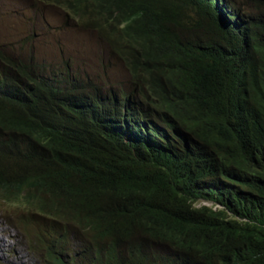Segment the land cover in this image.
Returning a JSON list of instances; mask_svg holds the SVG:
<instances>
[{"label": "trees", "instance_id": "trees-1", "mask_svg": "<svg viewBox=\"0 0 264 264\" xmlns=\"http://www.w3.org/2000/svg\"><path fill=\"white\" fill-rule=\"evenodd\" d=\"M40 1L127 76L0 45V203L22 229L50 258L66 235L42 216L121 240L96 264H264V0Z\"/></svg>", "mask_w": 264, "mask_h": 264}, {"label": "rangeland", "instance_id": "rangeland-1", "mask_svg": "<svg viewBox=\"0 0 264 264\" xmlns=\"http://www.w3.org/2000/svg\"><path fill=\"white\" fill-rule=\"evenodd\" d=\"M242 5L244 11L254 10ZM0 45L15 56L39 63L67 60L73 69L103 81H122L127 76V70L110 57L108 46L96 31L80 26L63 9L40 0H0ZM19 216L32 217L16 205L0 203V237L7 241L0 264L38 263L22 231L11 226L19 225Z\"/></svg>", "mask_w": 264, "mask_h": 264}, {"label": "clouds", "instance_id": "clouds-1", "mask_svg": "<svg viewBox=\"0 0 264 264\" xmlns=\"http://www.w3.org/2000/svg\"><path fill=\"white\" fill-rule=\"evenodd\" d=\"M21 218L24 222L25 219L23 217ZM26 218L30 219L32 217ZM38 219H42L48 228V237L51 241H55L58 235L64 232L66 235V245L62 252L51 255L52 258L48 257L45 246L41 243L37 234L30 229L29 234L25 232L22 229L24 223L20 224L19 218H17L16 223L19 225L11 224V226L22 231L23 236L27 239L28 249L37 258L38 263L36 264H49L57 255H61L63 258L68 257L75 264H96L102 248L110 250L116 243L121 241L115 239L109 243H98L95 231L86 221L61 223L45 216ZM38 247L41 248L39 249ZM43 253L45 255H42Z\"/></svg>", "mask_w": 264, "mask_h": 264}, {"label": "bare ground", "instance_id": "bare-ground-1", "mask_svg": "<svg viewBox=\"0 0 264 264\" xmlns=\"http://www.w3.org/2000/svg\"><path fill=\"white\" fill-rule=\"evenodd\" d=\"M1 230V229H0ZM2 231V230H1ZM7 241L4 238L0 237V254L3 253V251L6 248Z\"/></svg>", "mask_w": 264, "mask_h": 264}]
</instances>
